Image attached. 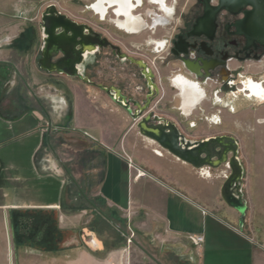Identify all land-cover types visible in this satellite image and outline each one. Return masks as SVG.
<instances>
[{"label":"crops","instance_id":"obj_1","mask_svg":"<svg viewBox=\"0 0 264 264\" xmlns=\"http://www.w3.org/2000/svg\"><path fill=\"white\" fill-rule=\"evenodd\" d=\"M32 9L0 0V264H131L116 222L139 235L138 264H264V147L243 164L241 221L221 198L223 167L196 169L115 128L127 117L99 115L75 77L39 67Z\"/></svg>","mask_w":264,"mask_h":264},{"label":"flooded vegetation","instance_id":"obj_2","mask_svg":"<svg viewBox=\"0 0 264 264\" xmlns=\"http://www.w3.org/2000/svg\"><path fill=\"white\" fill-rule=\"evenodd\" d=\"M87 2L94 20L76 22L91 29L92 41L75 78L131 119L173 123L164 119L197 112L217 125L223 114L264 106V0H125L102 11L88 8L98 0ZM119 20L138 27L126 31ZM131 128L138 129L134 119L124 129Z\"/></svg>","mask_w":264,"mask_h":264},{"label":"water","instance_id":"obj_3","mask_svg":"<svg viewBox=\"0 0 264 264\" xmlns=\"http://www.w3.org/2000/svg\"><path fill=\"white\" fill-rule=\"evenodd\" d=\"M40 25L42 41L37 61L39 67L70 77L80 76L77 70L84 53L89 50L91 29L58 11L54 4L48 5L41 13ZM152 120L157 121V124L150 123ZM137 127L141 135L196 169L218 168L228 163L229 174L220 187V195L228 206L240 213L242 221L245 211L241 193L243 166L238 158V143L233 137L216 135L191 141L183 136L175 124L150 117L139 118ZM87 241L95 245L91 236Z\"/></svg>","mask_w":264,"mask_h":264},{"label":"rangeland","instance_id":"obj_4","mask_svg":"<svg viewBox=\"0 0 264 264\" xmlns=\"http://www.w3.org/2000/svg\"><path fill=\"white\" fill-rule=\"evenodd\" d=\"M22 5L25 6L26 0H18ZM29 4H33V9L29 11V19L28 22L31 29H33L34 35L36 37V60L40 58L39 54V48L41 45V13L44 11V9L50 5L54 4L58 11L63 12L64 14L68 15L69 17L76 19V20H84V19H90L92 17V13L87 9L88 0H28ZM25 8V7H24ZM26 12V11H25ZM94 20V18L92 19ZM96 22V21H95ZM26 24H20L21 27H25ZM101 26H107L105 24H102ZM110 29L111 27L108 26ZM26 28V27H25ZM90 73V70L88 71V74ZM82 91L87 92L88 95L92 96V101L94 103V108L98 107L103 111H109L112 110L115 113H118L121 110L120 108L112 101H110L107 97L103 96L100 92H97L95 89H93L89 85L81 84ZM108 105V106H107ZM203 107V104H202ZM244 107V106H243ZM262 108V107H261ZM197 111V110H196ZM263 115L255 118L253 114L250 113V110L246 111L244 114L243 121L241 120V112L237 114H223L224 116H221V123L217 125H213L210 122H208L205 117L202 116L201 113H197L194 116H191L190 119L184 118V116H177L173 118H165L164 120L171 121L176 124L180 132L183 134V136L187 140H201L206 138L207 136H216V135H227L229 136L233 132H237V135L239 136L238 140L240 141L241 147L244 149V153L247 159H242V166L244 163H247L248 161L252 163L254 161L255 155V147L257 144H260V147H264V123H257V121L260 118H264V106H263ZM127 119L121 123H118V121H114L115 128L117 129H123L125 131L126 125L128 123H131V118L128 117L125 113H122ZM217 114V112L211 113V115ZM103 115V114H99ZM204 115H208L204 113ZM190 123H195V125L191 126ZM133 131L134 128H131ZM143 137V136H142ZM145 138V137H143ZM57 138H52V141H57ZM148 142L155 143L153 141H150L149 139L145 138ZM259 140V141H258ZM118 140H115V144L119 145ZM140 142V141H139ZM136 143L137 146H143V142ZM156 144V143H155ZM166 153H168L166 151ZM261 153H264V150L261 151ZM169 155V154H167ZM261 157V154H259ZM251 159V160H250ZM136 167V166H135ZM220 167H223V170L221 171V176L224 179V175L226 176L229 173L228 168L226 165H221ZM219 168V167H218ZM246 166L244 165V170L246 171ZM253 166H251V172L253 170ZM215 169V168H213ZM140 172V171H139ZM116 225L119 229H123L127 232L126 238H124L125 244H131L132 253H131V264H138L139 261H142V256L139 253V250L137 246L129 241L130 240H139V235L136 233L135 230H129L127 224H122L120 222H116ZM191 241V240H190ZM192 242V241H191ZM193 243V242H192ZM194 244V243H193ZM196 245V244H194Z\"/></svg>","mask_w":264,"mask_h":264},{"label":"bare ground","instance_id":"obj_5","mask_svg":"<svg viewBox=\"0 0 264 264\" xmlns=\"http://www.w3.org/2000/svg\"><path fill=\"white\" fill-rule=\"evenodd\" d=\"M125 0H116V1H111V0H98V2L99 3H92V4H90L89 6H88V8L89 9H91V10H94V11H97L98 9H101V11L102 10H104L105 9V7L103 6V4L104 3H106V4H108V5H117L119 8H123L124 6H125V2H124ZM128 5V4H127ZM123 20V19H122ZM118 25H119V27L120 28H122V29H124V30H126V31H134V30H136L137 29V27H138V25L135 23V20H131V21H127V22H125V21H118ZM175 78H173L171 81L173 82V80H174ZM194 85V84H193ZM194 87H196L195 85H194ZM254 92H255V94L257 93L256 92V90H254ZM258 93H259V91H258ZM257 93V94H258ZM199 97H200V93L199 94H197L196 95V99H194V100H191V102H190V106L189 107H195L197 104H198V102L200 101V100H202V96H201V99L199 100ZM199 100V101H198ZM198 101V102H197ZM196 103V104H195ZM181 109H182V106H181ZM183 111H185L184 109H182ZM192 110V109H191ZM190 110V111H191ZM186 114V113H185ZM214 118V117H213ZM215 120L217 119V118H214ZM139 120V118L137 119V121ZM262 120H264V119H262ZM137 121H135V123H137ZM211 121V120H210ZM218 123V122H217ZM177 127V126H176ZM178 128V127H177ZM137 131H138V129H137ZM180 131V130H179ZM139 132V131H138ZM140 134V133H139ZM141 135V134H140ZM141 136H143V135H141ZM144 137V136H143ZM145 138H147V137H145ZM147 139H149V138H147ZM151 140V139H150ZM153 141V140H152ZM154 142V141H153ZM159 146V145H158ZM160 147V146H159ZM161 148V147H160ZM171 155V154H170ZM179 160V159H178ZM226 165V167H228L229 168V165H228V163H226L225 164ZM227 177V176H226Z\"/></svg>","mask_w":264,"mask_h":264},{"label":"built area","instance_id":"obj_6","mask_svg":"<svg viewBox=\"0 0 264 264\" xmlns=\"http://www.w3.org/2000/svg\"><path fill=\"white\" fill-rule=\"evenodd\" d=\"M210 118H211V117H210ZM210 118H209V119H210ZM205 119L207 120L208 118L205 117ZM127 164H128L129 167L136 169V167H135L133 161H132L130 158H127ZM136 170H137V169H136ZM137 173L140 174L139 170H137ZM205 175H206V176H209V173H207V174L205 173ZM190 240H191L194 244L199 245V244H201V243L203 242V237H202L201 235H194V236L190 237ZM129 241H130V239H129Z\"/></svg>","mask_w":264,"mask_h":264}]
</instances>
